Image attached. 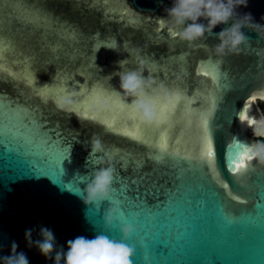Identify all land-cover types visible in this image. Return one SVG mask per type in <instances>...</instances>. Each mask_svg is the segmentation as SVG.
Here are the masks:
<instances>
[{"label":"water","instance_id":"1","mask_svg":"<svg viewBox=\"0 0 264 264\" xmlns=\"http://www.w3.org/2000/svg\"><path fill=\"white\" fill-rule=\"evenodd\" d=\"M0 2L13 8L12 12L0 11V256L9 252L15 240L17 251L26 253L29 264H51L35 247L26 246V228L35 229V238L40 225L50 227L61 247L78 235L92 238L103 230V209L109 202L104 201L97 211L77 194L90 178L93 157L89 156L88 142L99 138L111 156L116 175L131 174L122 161H140V168L159 183L161 193L174 185L179 189L166 220L147 225L150 232L159 231L171 242L173 252L167 264H209L208 257L215 264L222 260L230 264L242 259L250 244L257 247V261L264 258L258 227L254 231L245 226L225 228L216 215L207 194L209 181L215 183V178L207 163L190 168L182 156L161 154L153 144L114 131L102 119L92 118L117 115L106 98L109 93L116 92L127 103L118 91L119 76L136 67V62L124 48L138 47L145 59L144 74L162 84L168 93H181L167 128L172 148L180 152L198 149L196 125H188L183 105L190 102L188 107L195 113L207 107L209 91L216 94L218 99L209 116L216 169L220 179L231 178L226 163L228 145L233 137L247 144L255 140L246 121L264 116L260 108L264 104V39L244 29L249 41L241 51L218 60L211 49L215 33L224 25H217L213 35H206L203 41H182L164 19V9L171 0ZM239 11L250 12L259 21L264 16V0H248ZM35 12L41 14L39 18ZM212 64L223 74L218 80L202 74L211 72ZM29 78L31 83L27 82ZM94 89L97 94L92 96ZM42 90L50 93L47 99L40 95ZM69 91L76 93L80 112L57 106V98ZM161 103L167 104L168 99ZM85 110L87 117L82 115ZM238 111L247 118L241 121L235 114ZM131 124L118 116L115 126L127 125L132 130ZM142 125L145 137L153 142L164 131ZM62 145L68 155L60 162L62 172L58 177L56 161ZM158 156L161 159L157 160ZM250 163L264 169L254 160ZM217 188L230 199L227 190L219 185ZM261 191L264 181L253 187L257 197ZM113 196L118 198L119 193L113 192ZM148 199L152 201L151 196ZM200 200L206 201L204 207ZM231 204L237 208L251 206L236 201ZM121 222L130 221L117 216L106 234L119 239ZM135 241L133 235L126 242ZM132 260H136V250Z\"/></svg>","mask_w":264,"mask_h":264},{"label":"clouds","instance_id":"2","mask_svg":"<svg viewBox=\"0 0 264 264\" xmlns=\"http://www.w3.org/2000/svg\"><path fill=\"white\" fill-rule=\"evenodd\" d=\"M247 4L248 0H171L170 6L164 9V19L173 34L186 42L203 41L206 35H213L217 25H224L215 33L211 49L212 54L221 60L228 54L239 53L249 41L244 29L264 39V16L258 21L250 12L239 11ZM124 51L135 60L136 67L120 73L118 91L140 121L144 125H152L156 120L155 105L168 99V90L144 74L145 59L138 47L126 46ZM75 96L72 91L60 95L56 100L57 106L72 109L77 103ZM246 125L251 126L256 137L247 145L251 161L264 166V116L249 118ZM88 148L89 156L93 157L90 178L77 194L83 203L95 206L97 211L104 201L109 202L103 209V230L92 238L78 235L61 247L53 230L40 225L35 238L32 235L34 228L25 229L26 246L35 247L46 262L51 260V264H131L135 245L126 241L136 233V226L131 222H121L119 239L106 234L119 210V201L113 196L115 165L99 138L90 139ZM17 247V242L13 240L9 252L0 256V264H29L26 253L17 251Z\"/></svg>","mask_w":264,"mask_h":264},{"label":"snow or ice","instance_id":"3","mask_svg":"<svg viewBox=\"0 0 264 264\" xmlns=\"http://www.w3.org/2000/svg\"><path fill=\"white\" fill-rule=\"evenodd\" d=\"M0 11L12 12L13 8L10 4L0 2ZM34 14L37 18L41 15L39 12H35ZM2 51V48H0V53H2ZM211 69V72L204 71L202 74L214 80H218L219 77L223 75L218 70L216 64H212ZM27 82L31 83V79L29 78ZM57 91H61V89H57ZM49 94L48 90H42L40 92V95L45 99L48 98ZM96 94V90L94 89L91 95L95 96ZM106 98L110 100L117 115H114L111 119L92 116L93 119H102L103 123L114 131L124 132L126 135L134 137L138 141L153 144L154 148L161 154L175 157L182 156L189 161L190 168L192 166L199 168L202 164L207 163V165L211 167L213 177L215 178V183L209 181L207 194L212 200L216 215L224 222L223 226L225 228L245 226L250 231H254L258 227L261 233L260 249L262 256H264V191H261L258 197L254 195L256 192L253 194V187L257 186L258 182L264 181V169H258L255 165L250 163L251 158L249 156L248 144L242 142L237 137H233L232 142L228 145V151L226 153L227 167L233 176L228 179L219 178V173L216 169V153L214 150L212 126L209 122V116L212 114L216 100L218 99L216 94L209 91L207 93V107L198 112L193 113L189 109L188 103L190 102H186L183 105L188 125L191 126L193 122L196 125V138L199 144L198 149L185 150L184 152L172 148L167 136V128L171 126L172 123L171 114L177 109L182 99L179 90L169 92L167 104L158 101L155 105L156 120L151 127L154 129L164 128V131L159 134L155 142L145 137V129L139 117L116 92L107 94ZM80 110L81 105L77 102L69 111L80 112ZM235 114L239 116L241 121L247 118L244 112L238 111ZM82 115L87 117L89 113L85 110L82 112ZM118 116L130 120L132 122V130H129L127 125L116 127ZM28 122L40 126L39 123L34 120L28 119ZM67 155L68 150L62 145L61 155L59 160L56 161L58 177H60L62 172L60 162ZM156 159L159 160L161 157L158 156ZM122 163L131 174L116 175L113 184L117 181H119V184L118 187H113V192L119 193L118 198L115 197L119 201L118 218L124 221H130L131 223L134 222L133 224L137 229L134 234L136 236V241L133 243L136 250V260L133 261L131 258V264H167L168 258L173 252L171 242L166 235L159 231L150 232L147 229V225L149 223L166 220L167 216L173 211L172 204L179 189L174 185L172 188L164 189L161 193L159 183L153 181L151 177L140 168V161L124 160ZM79 179L84 180L86 178L80 177ZM217 185L227 190L226 196L230 199L225 198V193H221ZM161 194L163 195L162 199ZM149 196L152 197L151 202L148 199ZM231 201H236L239 204L251 203V206L237 208L231 204ZM198 203L201 207H204L206 201L200 200ZM256 251V245L250 244L246 255L242 259L230 261V264H264V258L257 261ZM206 259L209 264H215V261H213L211 257ZM221 264H226V261L222 260Z\"/></svg>","mask_w":264,"mask_h":264},{"label":"trees","instance_id":"4","mask_svg":"<svg viewBox=\"0 0 264 264\" xmlns=\"http://www.w3.org/2000/svg\"><path fill=\"white\" fill-rule=\"evenodd\" d=\"M261 106H260V108L262 109V111L264 112V104H260Z\"/></svg>","mask_w":264,"mask_h":264},{"label":"rangeland","instance_id":"5","mask_svg":"<svg viewBox=\"0 0 264 264\" xmlns=\"http://www.w3.org/2000/svg\"><path fill=\"white\" fill-rule=\"evenodd\" d=\"M264 113V112H263Z\"/></svg>","mask_w":264,"mask_h":264}]
</instances>
